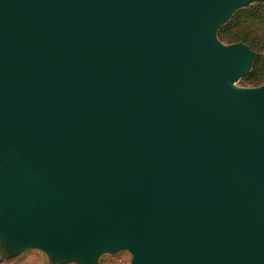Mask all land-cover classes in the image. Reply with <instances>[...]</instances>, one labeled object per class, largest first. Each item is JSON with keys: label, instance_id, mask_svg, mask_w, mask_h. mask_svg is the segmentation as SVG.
Here are the masks:
<instances>
[{"label": "water", "instance_id": "obj_1", "mask_svg": "<svg viewBox=\"0 0 264 264\" xmlns=\"http://www.w3.org/2000/svg\"><path fill=\"white\" fill-rule=\"evenodd\" d=\"M260 2L0 0V263L264 264Z\"/></svg>", "mask_w": 264, "mask_h": 264}, {"label": "rangeland", "instance_id": "obj_2", "mask_svg": "<svg viewBox=\"0 0 264 264\" xmlns=\"http://www.w3.org/2000/svg\"><path fill=\"white\" fill-rule=\"evenodd\" d=\"M258 7V9H252ZM228 31L227 34H246L249 41L254 44V47L243 43L256 53L252 68L248 74L243 76L236 86L241 88H255L264 82V2L254 3L246 8L239 9L232 18L223 25L218 32V39L225 45L236 44L230 43L227 39L220 36V32ZM245 36V35H244ZM118 263L122 260H129L130 255L127 252H120L117 255ZM108 257V256H106ZM105 258V257H103ZM47 264L46 256L35 250L27 251L12 260L0 264ZM128 262V261H126Z\"/></svg>", "mask_w": 264, "mask_h": 264}, {"label": "trees", "instance_id": "obj_3", "mask_svg": "<svg viewBox=\"0 0 264 264\" xmlns=\"http://www.w3.org/2000/svg\"><path fill=\"white\" fill-rule=\"evenodd\" d=\"M252 9H258V7H254ZM227 30L220 32V36L224 39H227L230 43H236L239 41H243L246 44L250 45V47H254V44L249 41L246 34H227ZM245 35V36H244Z\"/></svg>", "mask_w": 264, "mask_h": 264}, {"label": "crops", "instance_id": "obj_4", "mask_svg": "<svg viewBox=\"0 0 264 264\" xmlns=\"http://www.w3.org/2000/svg\"><path fill=\"white\" fill-rule=\"evenodd\" d=\"M27 261L30 262L29 260H26V262ZM28 262L26 264H28ZM99 264H120V263H118V257L108 256V257L102 258ZM123 264H129V260H124Z\"/></svg>", "mask_w": 264, "mask_h": 264}, {"label": "built area", "instance_id": "obj_5", "mask_svg": "<svg viewBox=\"0 0 264 264\" xmlns=\"http://www.w3.org/2000/svg\"><path fill=\"white\" fill-rule=\"evenodd\" d=\"M119 262H120V264H123V261L122 260H120Z\"/></svg>", "mask_w": 264, "mask_h": 264}]
</instances>
